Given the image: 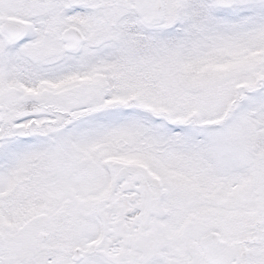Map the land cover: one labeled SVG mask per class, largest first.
<instances>
[{
    "label": "snow or ice",
    "instance_id": "obj_1",
    "mask_svg": "<svg viewBox=\"0 0 264 264\" xmlns=\"http://www.w3.org/2000/svg\"><path fill=\"white\" fill-rule=\"evenodd\" d=\"M0 264H264V0H0Z\"/></svg>",
    "mask_w": 264,
    "mask_h": 264
}]
</instances>
